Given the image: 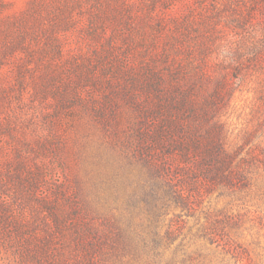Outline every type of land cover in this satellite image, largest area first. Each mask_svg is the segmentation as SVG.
I'll use <instances>...</instances> for the list:
<instances>
[{"label": "rangeland", "instance_id": "374dc122", "mask_svg": "<svg viewBox=\"0 0 264 264\" xmlns=\"http://www.w3.org/2000/svg\"><path fill=\"white\" fill-rule=\"evenodd\" d=\"M0 264H264V0H0Z\"/></svg>", "mask_w": 264, "mask_h": 264}, {"label": "trees", "instance_id": "16d2710c", "mask_svg": "<svg viewBox=\"0 0 264 264\" xmlns=\"http://www.w3.org/2000/svg\"><path fill=\"white\" fill-rule=\"evenodd\" d=\"M186 131V130H185ZM189 133L185 138L183 137L182 140L174 141L172 140V135L169 133V131L164 127L163 124H160L159 127L155 131V138L159 144H170V141L176 142L173 146H178L180 150L183 153V156L186 157L188 154L186 152L190 149H193L196 153L199 155V159L197 161L198 167L202 170H209L212 171L215 170L216 174H220L225 176L224 178H227V172L226 169L231 164V155L228 153L221 154L220 147H217V145L212 141H207L197 135V133L192 134V132ZM168 169L166 166H164V186L166 191L170 192L172 194V197L179 201L182 204L187 205L189 203V197L190 194L184 189L180 188V185H177L175 179H173L170 174L168 173ZM196 171V169H195ZM191 184V185H190ZM190 186H193L192 183H189ZM187 186V185H186ZM78 207H74L72 210L73 212H69V214H74L77 216V219L79 218L80 211L77 209ZM51 216L56 222L57 226L62 222L60 216L58 215V209L51 208ZM71 218V217H70ZM73 218V217H72ZM76 218V217H75ZM75 231L77 235L80 234L79 224L75 223L74 225Z\"/></svg>", "mask_w": 264, "mask_h": 264}]
</instances>
